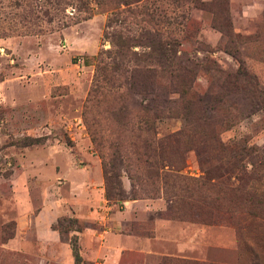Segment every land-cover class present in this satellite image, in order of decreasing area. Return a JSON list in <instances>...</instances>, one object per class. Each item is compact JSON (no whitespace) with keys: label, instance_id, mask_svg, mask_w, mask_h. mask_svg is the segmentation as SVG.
<instances>
[{"label":"rangeland","instance_id":"rangeland-1","mask_svg":"<svg viewBox=\"0 0 264 264\" xmlns=\"http://www.w3.org/2000/svg\"><path fill=\"white\" fill-rule=\"evenodd\" d=\"M143 12L172 60L194 74L179 106L168 102L174 92L158 98L164 113L153 131L139 133L130 119L120 133L128 166L114 150L118 123L105 117L109 107L87 98L118 35L134 44L131 51L146 49ZM132 58L120 62L122 73ZM237 69L246 73L237 92L194 109L185 127L180 105L214 96L221 77ZM249 77L264 89V0H0V264H73V235L85 264H99L81 250L78 233L87 227L104 235L121 218L122 228L111 231L152 236L155 220L163 219L160 240L204 254L163 255L158 264H264V95L251 94ZM129 95L135 112L153 105ZM145 138L171 146L161 179L151 174ZM217 142L226 153L212 149ZM103 166L115 175L110 199ZM139 181L153 190L133 198ZM69 218L82 222L80 232L67 230ZM57 222L63 227L56 247L42 244L41 237L58 232Z\"/></svg>","mask_w":264,"mask_h":264},{"label":"trees","instance_id":"trees-1","mask_svg":"<svg viewBox=\"0 0 264 264\" xmlns=\"http://www.w3.org/2000/svg\"><path fill=\"white\" fill-rule=\"evenodd\" d=\"M143 14L145 17L141 18V21H144L146 24L143 25L144 22H141V27L143 29L142 33L145 39H147V44L145 45L146 49L140 52H133L131 51L130 46L134 44H130L127 39H122V37L118 35L113 42V48L103 52V54L106 55L110 61L108 63L99 61V64H97V70H99L101 76H99V79L98 77H95L93 86L89 90L87 98L91 103L93 101H97V104L103 103L109 107L104 110L105 117L118 123L117 130L114 132V150L115 153L118 152V154L116 153L118 157L124 155V159L128 166L130 165L132 158L129 154H126V152L121 151L123 149V136L120 133L125 130V127L129 124L130 119H133V121L137 120L136 129H138L139 133H142V131H153L155 120L160 117L162 113H164V110L158 104V98L166 93L174 92L177 94V98L170 99L168 102L171 103V107L179 106L178 102L180 100H184L185 97H188L187 87L190 85L189 83H192L194 74L193 70L189 66L180 64L179 62L176 63L172 60L169 52L171 49L168 47V44L160 39L159 36H156V34H158V29H155L154 26L148 25L152 19L151 16L146 12H143ZM225 17L226 16H224V21L226 22L227 20ZM218 28L223 32L225 31L226 34L228 33L226 29L222 28V26H218ZM128 55H132L133 64L128 70L126 68L128 73H122L119 69V66L121 65L120 62ZM242 71L243 70L240 71V69H237L236 74L223 75L221 77V81L216 87V94L214 96L211 94L209 98L205 96L191 97V100H187L184 105H180L178 115L184 119L185 127L191 126L190 117L192 116L194 109H196L199 113L201 112L202 106L219 102L221 97L227 95V90L232 89L233 92H237L242 79L239 75L246 74ZM177 85H182L183 88L181 89ZM252 85H254L255 89L252 88ZM257 85V82H252L251 77H249V90L251 94L256 95V92H259L264 95V89L262 91L257 90ZM129 94L138 95L142 98H149L152 100L153 105L150 107L142 106L138 109L139 112H135V110H131L127 107L126 102H130ZM153 102H156L157 105H154ZM198 119L201 120L202 124L205 123L204 118L198 116ZM213 121L214 119H210V121H206V124L212 123ZM215 125L216 124L214 123L212 124L213 127L210 134L211 136L215 130ZM92 132L94 136L91 135V141L94 145H97L98 142L96 139H99V136H96V131ZM183 133L184 131H180L174 135L180 136ZM100 138H102L101 135ZM165 140L166 139L159 138L143 139V146L147 150L146 154L151 157V162L149 161V164L153 165L155 168L154 174L153 172H151V174L160 179L162 175L166 174L165 171H163L164 167L166 165H170L168 157L171 146H169ZM225 148L226 146L221 147V145L217 142L216 146L214 145L212 149L215 150V152L218 151L220 153H226ZM102 175L105 190L104 195L107 199H110L116 194L112 184V177L115 175H112L111 170L107 169L106 166H103ZM128 175L130 179H132V177H136L133 176V173L130 171L128 172ZM149 178H151V176ZM132 182L133 181H131V183ZM137 185L138 189L132 190L133 198H138L140 193L145 194L149 193L148 191L153 190V188H150L149 190L146 186H144V183L140 181L137 182ZM68 221L72 223V225L68 226L67 230L75 232H80L82 230L83 224L76 218H69ZM56 224V226L53 225V229L58 230V232H62L63 226L60 228L58 227L60 224H58V222ZM68 244L73 258V264H85L79 255L76 235H73V237L69 239ZM178 261L180 262L174 263L193 264V262L188 260L181 259Z\"/></svg>","mask_w":264,"mask_h":264},{"label":"crops","instance_id":"crops-1","mask_svg":"<svg viewBox=\"0 0 264 264\" xmlns=\"http://www.w3.org/2000/svg\"><path fill=\"white\" fill-rule=\"evenodd\" d=\"M86 219V218H85ZM123 218L116 222H112L106 231V234L101 235L95 229H88L85 227L81 233H78V243L82 249L90 251V259L99 260V264H158L160 256H172L181 258H194L203 259L204 254L202 252L194 253L187 245L176 244V246L170 244L165 239L160 240L157 236L158 228L161 227L163 219L155 220V228L152 236H137L134 233H128L123 231H111L116 227L120 230L123 226ZM58 233V234H57ZM50 231V236L41 237L42 244H46L47 241L52 246L56 247V242L60 240V233ZM100 235L102 238H100ZM47 238V240H46ZM60 243V242H59ZM58 256V255H57ZM122 257H127L123 261ZM129 257H133V260L129 261ZM55 264V262H54ZM56 264H60L57 260Z\"/></svg>","mask_w":264,"mask_h":264}]
</instances>
